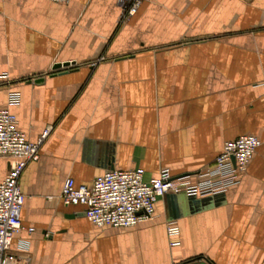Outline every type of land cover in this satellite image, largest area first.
I'll return each mask as SVG.
<instances>
[{
    "label": "crops",
    "instance_id": "obj_1",
    "mask_svg": "<svg viewBox=\"0 0 264 264\" xmlns=\"http://www.w3.org/2000/svg\"><path fill=\"white\" fill-rule=\"evenodd\" d=\"M121 14L119 0H0V107L17 92L18 129L32 142L48 130L20 176L11 252L27 264H264V0H144ZM245 134L260 145L236 183L176 207L160 197L134 226H96L59 198L65 178L89 186L112 169L197 181ZM8 166L0 157V181Z\"/></svg>",
    "mask_w": 264,
    "mask_h": 264
},
{
    "label": "built area",
    "instance_id": "obj_2",
    "mask_svg": "<svg viewBox=\"0 0 264 264\" xmlns=\"http://www.w3.org/2000/svg\"><path fill=\"white\" fill-rule=\"evenodd\" d=\"M67 3L70 0H52ZM144 0H119L121 18L133 15ZM3 79L7 74H1ZM264 86V82L262 84ZM19 102L17 92L7 95V106L0 107V157L8 159V170L0 181V264H27V260L11 252L14 234L22 229L20 211L24 195L20 189V176L24 168L37 161L41 141L32 142L17 127L16 115L9 109ZM260 140L251 134L241 135L223 143L222 151L213 164L198 173L199 180L191 182L185 177L174 178L168 168L159 169L157 175L144 179L140 167L127 170H106L96 175L87 186L76 184L71 177L61 185L59 198L64 205H80L85 217L96 226L131 227L152 218L155 202L164 193L173 191L192 196H206L223 192L236 183L237 173L243 170ZM170 246L179 244V228L174 220L165 223ZM28 228V231H32Z\"/></svg>",
    "mask_w": 264,
    "mask_h": 264
},
{
    "label": "water",
    "instance_id": "obj_3",
    "mask_svg": "<svg viewBox=\"0 0 264 264\" xmlns=\"http://www.w3.org/2000/svg\"><path fill=\"white\" fill-rule=\"evenodd\" d=\"M41 80H42V78H37L35 80V82H38V81H41ZM184 195L189 200H192V198H194V196H192V195H186L184 193H176V192H173V191H168V192L164 193L162 198L168 202V206L170 204L171 206L173 205L172 207H174V206L176 207L177 206L176 204H178V201H179V204L181 203L180 198L183 197ZM174 210L178 214H176V212ZM171 211L173 212V215H171V217H169V218L177 217L179 215V213H180L179 211H177V209H172ZM185 264H205V263L204 262H190V263H185Z\"/></svg>",
    "mask_w": 264,
    "mask_h": 264
}]
</instances>
